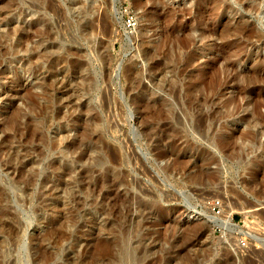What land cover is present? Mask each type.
Returning <instances> with one entry per match:
<instances>
[{"label": "rangeland", "instance_id": "1", "mask_svg": "<svg viewBox=\"0 0 264 264\" xmlns=\"http://www.w3.org/2000/svg\"><path fill=\"white\" fill-rule=\"evenodd\" d=\"M45 2L0 0L60 55L0 79V264H264V0Z\"/></svg>", "mask_w": 264, "mask_h": 264}, {"label": "bare ground", "instance_id": "2", "mask_svg": "<svg viewBox=\"0 0 264 264\" xmlns=\"http://www.w3.org/2000/svg\"><path fill=\"white\" fill-rule=\"evenodd\" d=\"M53 1L54 0H47L45 2L43 0V2H45L44 7L42 8L44 14L49 15L51 13L57 12V10L54 8ZM63 5H65L66 9L68 10L72 9V7L74 6H77L80 9V12L75 15L74 19L76 20L82 18V0H65ZM260 7H261L260 9L262 10L261 12H263L264 5L262 4ZM44 16L45 15L39 16L38 20L33 22L32 29L23 27L25 21L21 20L22 26L20 27V29L18 28V30H14L11 32L0 33V63H1L0 79L1 76L3 75L2 77L4 79H6V77L8 76L9 79H13V80L15 79L16 81L17 76H20L21 78L26 77V79H31L33 81H36L39 79L38 76L41 75L42 77L41 79H45L44 81L47 83L49 80H51V78H53V74L50 71L55 67L54 66V64H56L55 61H58L60 55L52 52V49L53 47H55L56 44L53 40L54 35L51 29L50 20L46 19ZM0 26L3 25L1 24ZM2 60L4 61L3 65H2ZM17 65L23 68L25 71L22 73H17L16 71H14V73H10L8 71L9 69H12L14 66ZM15 87L17 88L18 86ZM12 89H13L12 86L11 88L0 87V102H1L0 114L6 109V106H8L7 105L8 103L6 101L3 102L2 100L3 98L7 97V94ZM25 108L27 109L28 114L29 113L33 114L34 104L32 103L31 100L25 102ZM13 112H15L14 108L9 113H13ZM12 124L13 123H11L12 130L14 129L15 131L16 127L13 128ZM0 129L2 130V127ZM4 137L7 139V136ZM5 138L0 139V146L5 145L4 144ZM193 211L196 212L195 209ZM5 215L6 212H0V218L5 217ZM209 218L213 221V223L216 226L220 227L221 229L224 230L228 228L234 229V226L230 222L229 216H225L224 218H216V217H209ZM240 233L246 236L250 235L246 231H242ZM107 249L108 248L106 246L102 247V250L104 251H106ZM128 254L129 251L121 250L120 261L122 262L124 261L125 263L128 264H134L133 263L134 259L131 257V255ZM31 262L32 264H36L35 259L33 260L32 257H31Z\"/></svg>", "mask_w": 264, "mask_h": 264}]
</instances>
